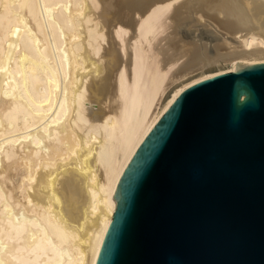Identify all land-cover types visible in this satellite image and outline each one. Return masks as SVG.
Masks as SVG:
<instances>
[{"label": "bare ground", "instance_id": "bare-ground-1", "mask_svg": "<svg viewBox=\"0 0 264 264\" xmlns=\"http://www.w3.org/2000/svg\"><path fill=\"white\" fill-rule=\"evenodd\" d=\"M240 60L264 62V0H0V264H95L142 140Z\"/></svg>", "mask_w": 264, "mask_h": 264}, {"label": "water", "instance_id": "water-1", "mask_svg": "<svg viewBox=\"0 0 264 264\" xmlns=\"http://www.w3.org/2000/svg\"><path fill=\"white\" fill-rule=\"evenodd\" d=\"M112 197L95 264H264V62L181 90Z\"/></svg>", "mask_w": 264, "mask_h": 264}, {"label": "rangeland", "instance_id": "rangeland-1", "mask_svg": "<svg viewBox=\"0 0 264 264\" xmlns=\"http://www.w3.org/2000/svg\"><path fill=\"white\" fill-rule=\"evenodd\" d=\"M194 28L195 27H189V28H187V26H185V27H183L182 28V33L183 34H185V35H187V37L190 39V38H192L194 35H196L195 37L197 38V37H202L201 39L202 40H204V39H206L208 42H213V41H215V39H216V33L214 34V32H211V33H208V32H206L204 29H208L206 26H198L197 28V31H194ZM212 31V30H211ZM202 34V35H201ZM205 35V37H203ZM211 37V38H210ZM210 39V40H209ZM216 68L214 67V66H212V67H210V69H204L203 70V72L205 73V72H209V71H212V70H215ZM193 71V70H192ZM191 71V72H192ZM200 71L201 70H199V69H194V71L192 72V74L190 73L189 74V76H195V75H197L198 73H200ZM188 75H187V77H189ZM186 78V77H185ZM170 87H172V85H170ZM170 87L168 88V90L170 89Z\"/></svg>", "mask_w": 264, "mask_h": 264}]
</instances>
